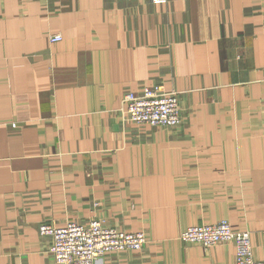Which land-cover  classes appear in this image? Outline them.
Instances as JSON below:
<instances>
[{
	"label": "crops",
	"instance_id": "1",
	"mask_svg": "<svg viewBox=\"0 0 264 264\" xmlns=\"http://www.w3.org/2000/svg\"><path fill=\"white\" fill-rule=\"evenodd\" d=\"M151 84L178 124L125 119ZM92 217L147 237L94 264H233L179 238L222 219L264 259V0H0V264H57L38 224Z\"/></svg>",
	"mask_w": 264,
	"mask_h": 264
},
{
	"label": "built area",
	"instance_id": "2",
	"mask_svg": "<svg viewBox=\"0 0 264 264\" xmlns=\"http://www.w3.org/2000/svg\"><path fill=\"white\" fill-rule=\"evenodd\" d=\"M161 3L167 0H150ZM52 42L61 39L58 33L50 34ZM125 119L136 124L174 126L181 121L180 106L174 91H167L162 84L144 85L136 91L122 95ZM40 234L50 238L47 251L57 264H94L107 252L138 250L146 243L144 231H125L105 226L99 218L86 222L67 220L58 226L52 220L38 224ZM186 243L208 248L216 244L231 243L235 247L233 264H264L255 258L247 230H235L226 219L214 223L186 227L179 233Z\"/></svg>",
	"mask_w": 264,
	"mask_h": 264
}]
</instances>
